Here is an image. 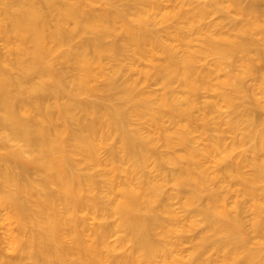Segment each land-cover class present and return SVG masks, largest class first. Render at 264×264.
Returning a JSON list of instances; mask_svg holds the SVG:
<instances>
[{
	"label": "bare ground",
	"instance_id": "bare-ground-1",
	"mask_svg": "<svg viewBox=\"0 0 264 264\" xmlns=\"http://www.w3.org/2000/svg\"><path fill=\"white\" fill-rule=\"evenodd\" d=\"M169 1L158 18L166 7L158 0H0V264H214L203 256L209 249L220 253L219 264H264V118L241 108L228 120L231 131L244 123L238 143L248 139L249 153L232 155L222 138L204 148L191 143L195 120L205 128L214 108L197 100L203 90L232 112L243 93L264 110V0L190 8L193 0ZM216 12L228 21L204 22ZM162 31L171 42L154 34ZM235 54L232 72L215 79L197 65L214 55L218 68ZM148 57L142 74L161 84L160 93L138 89L133 78ZM95 92L100 100L82 98ZM132 114L158 136L143 134ZM212 156L225 165L210 170L204 160ZM101 164V173L91 170ZM174 199L195 210L189 224L179 226ZM82 210L100 223L91 227ZM201 223L193 255L176 254L171 238Z\"/></svg>",
	"mask_w": 264,
	"mask_h": 264
},
{
	"label": "rangeland",
	"instance_id": "rangeland-1",
	"mask_svg": "<svg viewBox=\"0 0 264 264\" xmlns=\"http://www.w3.org/2000/svg\"><path fill=\"white\" fill-rule=\"evenodd\" d=\"M158 1L162 4V6L166 5V7L162 8L161 10L156 11V12H158L157 13L158 18H160L162 15V12L170 9L169 7L172 4V2L169 0H158ZM200 1H203V0H193V3L190 5H187L186 8H190L193 6H195V7L201 6L203 3H201ZM261 3H262L261 7L264 9V2H261ZM122 4H123V1L115 2V5H117L119 7H122ZM95 6H96V8H101L100 4H96ZM212 20L224 23V22L228 21V18H225L224 14L222 15L220 12H216V13L210 15L209 17H207L204 20V22H208V21H212ZM168 23L174 25L176 23V21L174 22V20H172V21H168ZM165 24H167V23H165ZM149 26L153 30L154 29L156 30L159 27L161 28V26H154V25H149ZM162 26H165V25L162 24ZM154 34L156 36L162 37L168 43L171 42L170 39L167 40L164 38V36H163L164 32L163 31L159 32V33H154ZM201 36H202V33H197V34L191 35V37L197 39L193 42L194 48L200 47L198 39L201 38ZM263 48H264V46H263ZM0 49L2 51H4V45H3L2 41H0ZM179 49H182V48H179ZM215 58L216 57L214 55H208L206 57H203L197 64L200 67H203L204 69H211L214 72V76H213L214 79L218 76L225 75L227 73H231L233 70L231 63L233 61L238 60L239 56L235 54V55L228 57V59H222L220 66L218 68L215 67V65H214ZM136 63L137 64L134 65V69H135L134 71H136V73L133 74V78H136L138 80L137 88L138 89H145V90H156L158 93H160L162 91L161 84H159L155 80V78H153V77H150L148 79H144V76L142 74L143 69H147L151 66L150 57H148L146 59H142L141 61L136 62ZM246 81L249 84L253 83V80H251V79H247ZM97 83H99V84L104 83V78L99 77L97 79ZM203 91H204V93L202 92V94L199 95L197 100L201 103L202 102H210V103L214 104V108L208 114L209 117H207V120H206L207 125L205 128H202V126H204V122H205L204 120H202V119H196L195 120L196 129L192 132L191 143L195 147L204 148L212 142V138L213 139L214 138H222L223 141L225 142L226 146L233 150L232 155H234V154L236 155L238 153H249L246 150L251 143L248 139L245 140L243 142V144L238 143L239 137H240V132L243 130L244 123L242 121L240 123V121H239L237 130L231 131L230 124L228 123V120L235 119V118H237V116L240 117L241 113H242L241 108H242V110L246 109V110H250V111H252V109L254 108L255 112H253V113H256L261 118H264V110L261 108H257L254 105L253 96L251 94L243 93V94H241L239 101L237 103L240 107L237 108L234 112H232L231 108H228L221 101V98L215 92H213L209 89L203 90ZM82 98L87 99V100H100L101 99L100 98V92H95V93H91L89 95H84ZM117 101H118V99L115 98V99H113L112 102H117ZM131 120H132V123L134 126L141 127V129H142L141 132L143 134L151 135V136H158V129L154 126H151L149 124L148 119H146V118L142 119V118L136 116L135 114H132ZM162 124L164 126L170 127L171 128L170 130H172V128H174L172 126V124L170 123V121L167 120L166 116L162 120ZM113 143H115V137H112L110 139V144H113ZM157 147L160 151L165 150L161 144H158ZM177 151L183 152L184 147H182V146L177 147ZM4 152H5V149L0 148V156ZM100 155L102 157V160L105 161L107 159L106 149L102 150ZM231 156L228 158V160L231 158ZM234 158L235 157H232L233 160H235ZM214 160H215V158L213 156L210 157V160H204L206 165L208 166V168H210V170H212L215 167V165H218L220 167L225 165V161H223V163H221V164H216ZM152 166H153V163H151V165L149 167H152ZM82 167L85 169L84 165ZM164 169L166 171L170 170V168L167 165L164 167ZM91 170L97 174L101 173L103 171V164L98 165V166H94L91 168ZM243 171L245 173H250L252 171V168L249 165H245L243 168ZM120 175L123 177V174L120 173ZM211 186H214V185H211ZM231 187L233 190L239 189V186H237V185L231 184ZM167 190L171 191L170 185L168 186ZM235 194H236V192L231 193L227 198L228 203H230L229 204L230 206H232L234 204L233 201H234L235 196H236ZM237 198H239L240 200L245 202V200L241 196H238ZM173 206H174L175 210L178 212V214L180 215V221L181 222H180L179 226L181 227L183 225L189 224V222H190V219H188L189 215H194L195 210L190 209V210H188L189 212L184 211L182 206H181L179 199H174ZM80 214L86 219V221L88 222V224L91 227H95L101 221L100 219L96 218L88 210H82ZM187 214H188V216H187ZM246 214L248 215V216L247 215L246 216L250 218L251 213L247 212ZM199 217L200 216L197 215V216L192 217L191 219L193 220V219H195V218L197 219ZM2 218H3V215H2V213H0V222H1ZM105 220L107 223L111 224V223H114L115 218L113 216H109ZM203 229H204V225L201 223V224H198L197 226H195L193 229L186 230V232L183 233L184 235L178 236L179 233L175 234V236H173L170 240V244L175 249V253L178 255H182L184 257L192 256L193 255L192 244L197 240V237L200 234V231H202ZM2 231H3V229L1 228V224H0V236L2 235ZM118 235H121V232L112 233L109 236V241L114 242L117 239ZM177 237H179V239L185 237V240L180 242ZM130 247H131V244L127 243L126 248L130 249ZM118 253H120V252H118ZM219 254L214 249H209L203 256L205 258H210L214 262V264H219Z\"/></svg>",
	"mask_w": 264,
	"mask_h": 264
}]
</instances>
